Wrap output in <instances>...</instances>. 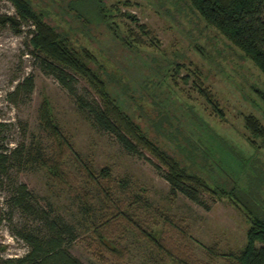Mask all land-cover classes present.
<instances>
[{"label":"rangeland","instance_id":"rangeland-1","mask_svg":"<svg viewBox=\"0 0 264 264\" xmlns=\"http://www.w3.org/2000/svg\"><path fill=\"white\" fill-rule=\"evenodd\" d=\"M31 1L48 10L47 20L51 23L60 22L66 28L67 21L72 25L71 32L81 30L77 38L101 59L110 76L106 79L110 91L127 100L134 120L150 137L173 151L175 143L169 133L176 137L180 135L177 129L189 133L200 149L212 152V159L232 174L242 190L253 191L254 199L264 202V147H250L243 127V115L248 113L264 126V75L239 49L206 25L182 0ZM96 1L105 7L115 4L119 11H113V17L120 25L129 24L121 13H132L154 35V42L142 37L143 44L136 52L121 46L105 28L90 20L86 9ZM0 14L14 15L8 1L0 0ZM26 28L22 25L21 32L15 33L0 25V122L5 124L0 129V140L12 146L35 139L48 152L50 141L37 120L39 104L42 100L48 102L69 144V149L65 148V166L71 183L62 185L36 167L11 174L26 185L39 204L50 206L74 226L76 237L68 246L70 253L83 263L94 264H230L226 253L237 251L245 242L248 224L243 212L227 199L207 194L202 198L208 209L180 194L170 197L168 185L148 153L127 154L113 136L90 125L76 109L73 98L54 79L41 73L28 54ZM167 62L182 63L183 67L175 73L166 68ZM26 73L33 77L28 97L7 101L5 93ZM169 73L174 74L168 76ZM194 80L209 91L219 114L197 91ZM140 86L144 89L139 90ZM76 88L90 95L79 78ZM141 93L143 103L132 104L129 95L137 100ZM154 118L162 121L165 129L161 132L153 131ZM165 119L172 123L168 128L163 123ZM255 142L260 144L261 140L257 138ZM243 159L251 168L242 165ZM83 163H89L96 171L108 168L112 178L105 182L99 179L101 186L111 183L109 200L103 202L95 196L91 200L94 215L88 218L80 214L74 190L83 188L94 195L99 186L83 181ZM198 164L213 167L209 175H218L216 166ZM121 179L126 181V192L116 187ZM138 195L141 201H133L132 197ZM3 197L4 189H0V205ZM259 208L264 210V204ZM116 209L119 213H115ZM92 221L104 239L92 234L88 225ZM21 224L32 226L33 221L16 210L9 219L1 220L0 256L24 253L25 244L14 235V229ZM147 232L156 238L160 249L151 244ZM110 244L115 250L109 249Z\"/></svg>","mask_w":264,"mask_h":264},{"label":"trees","instance_id":"trees-1","mask_svg":"<svg viewBox=\"0 0 264 264\" xmlns=\"http://www.w3.org/2000/svg\"><path fill=\"white\" fill-rule=\"evenodd\" d=\"M6 1L12 5L14 15L0 14V25L10 27L15 33L21 32L20 26L27 27L26 44L29 47L30 58L38 65L41 73L54 79L73 98L76 109L90 125L97 131L113 136L127 154L142 156L143 151L148 153L156 161L154 166L166 181L170 197L180 194L208 209V204L202 198V195L207 194L216 199L225 198L234 207L239 208L248 224L245 242L237 251L227 252L226 259L230 264H264V210L259 208L264 202L258 203L253 197V191L242 190L235 183L232 174L223 171L212 159V152L200 149L196 144L198 141L195 140L194 143L189 133L177 129L176 132L180 134L179 139L172 132L169 133V139L174 140L175 143L174 152L150 137L134 120L127 100L119 93L110 91V84L106 80L110 79V76L105 71L101 59L77 38V34H82L81 30L76 29L71 32L72 25L67 21L64 22L66 28L60 22L51 23L47 20L48 10L36 7L31 0ZM182 1L206 25L214 28L230 44L239 49L264 75V0ZM122 4L129 5L128 1H123ZM89 8L86 11L90 20L105 28L121 46L135 51L142 46V37H146L150 43L154 42V35L144 24L138 23L132 13H121L128 19L129 24L120 25L113 17V11H119L115 4L105 7L96 1ZM101 57L103 60L106 59L102 53ZM166 65L167 69L170 68L175 73L183 67L182 63L172 65L167 62ZM166 71L164 68V72ZM163 74L166 76V73ZM173 74L169 73L168 76ZM186 77L188 74L183 76L184 81ZM77 78L84 82L90 95L86 96L77 90ZM194 81L197 91L211 105V109L219 114L217 104L209 91L200 87L198 81ZM32 87L33 77L30 73H26L19 81H15L11 89L5 93V97L9 102H14L20 97H28ZM143 89L144 87L140 86L139 90ZM129 96L132 104L143 103L142 93L137 100L133 95ZM37 120L38 127L50 141L48 152L43 151L35 139H30L26 144L17 142L12 146L0 140V189H4L3 203L0 205V222L4 218L9 219L14 210L33 221L32 226L21 224L14 229V235L26 246L24 253L13 257L0 256V264H94L81 262L68 250V246L76 237L74 226L62 215L54 212L50 206L39 204L26 185L17 181L15 175L11 174L13 171L15 173L27 167H36L43 169L51 178L59 180L58 183L62 185L71 183L65 166V148L69 149V144L56 124L46 100H42L38 106ZM161 123V120L156 121L154 118L151 123L154 126L153 131L164 130L165 127ZM163 123L167 128L172 124L168 119ZM4 126L5 124L0 122V129ZM243 127L247 131L248 135L245 139L250 147H264V126L255 115L244 114ZM21 129L24 133L23 126ZM257 138L261 140L260 144L255 142ZM246 160L243 159L242 165L251 168V164L245 163ZM198 161L216 166L219 176L209 175L214 168L211 166L205 168L199 165ZM81 169L83 172L80 176L85 183L95 182L99 186L94 195L87 189L74 190L73 195L77 200L79 212L83 217L88 218L94 215L91 200L95 196L103 202L109 200L111 183H107L108 186L104 187L99 184V179L105 182L111 181L112 178L106 167L96 171L89 163H83ZM247 179L249 183V178ZM115 184L119 191L126 192L127 185L124 179L118 180ZM132 199L141 201L139 195L133 196ZM115 213L119 211L116 209ZM88 225L95 237L104 239V235L96 228L93 221ZM145 235L157 250L160 249L159 243L150 232ZM105 239L108 240L106 237ZM109 247L112 251L115 250L112 244Z\"/></svg>","mask_w":264,"mask_h":264}]
</instances>
